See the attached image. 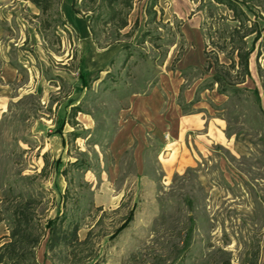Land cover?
Listing matches in <instances>:
<instances>
[{"label":"rangeland","instance_id":"rangeland-1","mask_svg":"<svg viewBox=\"0 0 264 264\" xmlns=\"http://www.w3.org/2000/svg\"><path fill=\"white\" fill-rule=\"evenodd\" d=\"M50 2L41 11L30 0H0V212L34 200L36 264H264V46L256 41L238 94H219L216 84L200 90L210 82L200 27L222 23L224 7L212 19L192 0H131L115 11L106 0ZM79 69L92 71L82 91ZM163 73L182 80V112L198 110L185 100L195 89L226 137L193 147L195 161L181 173L164 171L168 152L152 135L139 150L115 144L132 92ZM57 216L90 239L49 250L44 226ZM8 234L3 220L0 244Z\"/></svg>","mask_w":264,"mask_h":264},{"label":"trees","instance_id":"trees-1","mask_svg":"<svg viewBox=\"0 0 264 264\" xmlns=\"http://www.w3.org/2000/svg\"><path fill=\"white\" fill-rule=\"evenodd\" d=\"M192 1L199 2L198 7L205 8L207 15L212 19L219 6L224 7L227 11V15L218 13L222 23H219L217 27L211 24L208 28L200 27L203 39L206 41L203 47L202 71L204 74H210L206 78L210 79L209 84L201 86L200 90L212 89V86L216 84V91L219 94H238L240 88L237 85L245 83L250 77L249 56L255 50L256 41L259 40L258 47L264 46V0ZM30 2L41 11L47 10L51 3L50 0H30ZM106 2L107 6L114 11L119 5H131V0H106ZM155 4V0H152L150 6L154 7ZM125 24L126 22L123 20L120 26L123 27ZM209 45L213 46L211 50L208 49ZM260 55L261 51L257 49L256 58H259ZM257 71L261 76L264 73V57L262 63L258 62L257 64ZM91 76L92 72L78 70L79 83L76 88L79 91L87 89ZM254 92L256 91L254 90ZM197 101H199L198 95L187 104L191 106ZM182 108L185 109V106L182 105ZM73 111H80V107L73 106ZM63 126L64 120L62 119L56 132L62 133ZM73 135L76 137L78 133L75 132ZM131 214L132 210L124 218V222L117 227V232L127 226ZM62 218L57 216L53 219L49 218L45 222L44 227L48 229L47 247L49 250H54L57 247L73 249L90 239L91 231L87 232L85 239L80 240L78 223L71 221L64 226L62 224L64 218L63 220ZM3 220L7 223L9 234L7 239L0 244V264H36L35 248L40 241L41 233L35 222L34 200L27 197L11 202L6 209L0 212V222ZM218 264L233 263L228 257H224ZM249 264L256 263L250 261Z\"/></svg>","mask_w":264,"mask_h":264},{"label":"crops","instance_id":"crops-1","mask_svg":"<svg viewBox=\"0 0 264 264\" xmlns=\"http://www.w3.org/2000/svg\"><path fill=\"white\" fill-rule=\"evenodd\" d=\"M88 57L92 62L95 61L94 52H91ZM82 71L92 72L84 69ZM181 84L182 80L173 77L172 74L163 73L158 82H155L148 91L132 92L128 104L122 109L124 113H122L116 134V147L120 150L130 147L139 150L146 145L145 135H152L158 144L164 143L163 150L168 152L167 157H160L164 171L181 173L195 161L193 147L201 152V146H204L207 141H224L226 137L223 132L219 128L216 130L211 127V124L216 125L215 121L218 119L206 120L201 101L193 104V107L198 108L197 111L182 112L180 102H176ZM194 93L195 89H190L188 93H185L187 103L193 99ZM205 127L207 130H204V134H192L200 132ZM165 133L171 137L167 141H163Z\"/></svg>","mask_w":264,"mask_h":264}]
</instances>
